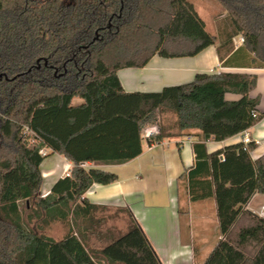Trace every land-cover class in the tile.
I'll return each instance as SVG.
<instances>
[{"label": "trees", "instance_id": "16d2710c", "mask_svg": "<svg viewBox=\"0 0 264 264\" xmlns=\"http://www.w3.org/2000/svg\"><path fill=\"white\" fill-rule=\"evenodd\" d=\"M216 1L225 16L211 34L189 0H0V264H162L128 207L116 208L128 216L123 231L100 228L96 213L111 206L83 195L118 176L83 164L135 158L150 126L148 143L192 129L221 141L264 116L250 96L255 74L197 72L159 91H125L117 77L154 55L194 56L217 43L222 59L238 35L264 67V0ZM255 146L240 141L197 156L210 192L194 189L192 169L178 177L190 200L214 196L221 238L201 264H264V217L244 208L264 193ZM51 153L71 168L41 195L40 164ZM54 222L66 226L59 239L44 233Z\"/></svg>", "mask_w": 264, "mask_h": 264}, {"label": "crops", "instance_id": "0c3cea01", "mask_svg": "<svg viewBox=\"0 0 264 264\" xmlns=\"http://www.w3.org/2000/svg\"><path fill=\"white\" fill-rule=\"evenodd\" d=\"M232 43L231 50L223 53L222 59L217 55V43L194 56L154 55L141 68L119 69L117 77L125 91H159L164 86L189 82L197 72L251 73L257 80L250 96H259L258 110L264 112V67L252 63L253 54L243 48L239 35L232 38ZM225 96L230 100L238 98L233 93ZM245 132L256 144L250 151L254 160L264 154V116L245 131L221 141L203 140L195 129L155 143L142 139L141 153L127 162L84 163L85 167L112 171L118 178L107 185L92 184L83 196L97 204L128 207L162 264H201L221 238L214 196L210 193L207 197L190 200L186 180L178 177L192 169L194 189L199 193L208 189L210 192L209 170L197 167V156L240 142ZM52 154L53 162L44 163L46 156L40 164L43 180L49 182L45 188L41 186L42 195L59 177L68 175L71 168L69 161ZM244 208L264 217V193H255Z\"/></svg>", "mask_w": 264, "mask_h": 264}, {"label": "rangeland", "instance_id": "374dc122", "mask_svg": "<svg viewBox=\"0 0 264 264\" xmlns=\"http://www.w3.org/2000/svg\"><path fill=\"white\" fill-rule=\"evenodd\" d=\"M196 9L197 13L201 17V19L205 23V29L211 33L216 34L217 30V24L223 19V16H225V12L221 5L216 0H189ZM224 13L223 16H221ZM80 101L79 98H74L73 102ZM172 118V115L167 114V119ZM29 142L32 144L34 141L32 138L29 139ZM49 152L48 150H43L42 153ZM49 155V156H48ZM45 158L44 163L53 162L55 159V156L52 154H48ZM44 168V165H43ZM49 182L46 180H43L42 188H45ZM42 188L40 190V194L42 195ZM23 202L19 203V206L21 207ZM109 209L104 212H97L96 215L100 216L104 219V223L100 225V228H112L116 232L123 231L126 228L127 224V213L123 210L116 209L118 206L110 205ZM66 231V226L60 222H54L50 225L49 228H46L44 230V233L48 236H51L54 239H59ZM90 246L93 248H98L99 243L95 240L93 235H90ZM99 257V256H98ZM100 264H107L106 262H101L98 260Z\"/></svg>", "mask_w": 264, "mask_h": 264}, {"label": "built area", "instance_id": "2783aa9c", "mask_svg": "<svg viewBox=\"0 0 264 264\" xmlns=\"http://www.w3.org/2000/svg\"><path fill=\"white\" fill-rule=\"evenodd\" d=\"M240 39L242 41L241 37H240ZM155 132H156V127H154V126H150V127L146 128L142 134L143 139L146 140L148 137H150ZM241 141L243 142L244 146H246L249 142L253 141V139L250 137V135L248 133L245 132L242 136ZM220 157L222 158V155Z\"/></svg>", "mask_w": 264, "mask_h": 264}]
</instances>
